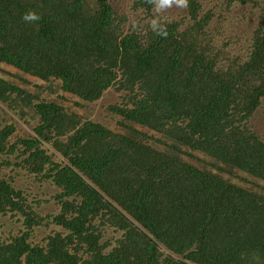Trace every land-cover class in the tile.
<instances>
[{
    "label": "trees",
    "instance_id": "1",
    "mask_svg": "<svg viewBox=\"0 0 264 264\" xmlns=\"http://www.w3.org/2000/svg\"><path fill=\"white\" fill-rule=\"evenodd\" d=\"M133 3L0 0V264H264V0Z\"/></svg>",
    "mask_w": 264,
    "mask_h": 264
},
{
    "label": "rangeland",
    "instance_id": "2",
    "mask_svg": "<svg viewBox=\"0 0 264 264\" xmlns=\"http://www.w3.org/2000/svg\"><path fill=\"white\" fill-rule=\"evenodd\" d=\"M110 4L116 8L119 12L127 10H130V6L132 4H134V0H109ZM155 6L158 7L159 9L162 10V13H166L168 16H173L174 18L181 16L182 14H184L186 12V6L181 7L178 6V4L175 2V0H170L169 5L167 6H160V0H155ZM138 11L141 13L142 9H138ZM135 11L134 12H138ZM135 14V13H133ZM232 25L234 26L235 29V34H240L241 30H243L240 25L238 24L239 22L235 21L232 19ZM117 99V94L112 91L111 89H108L106 95L101 98L100 100H98L95 103L89 104L88 105V109L90 110V112L92 113V117L95 118L98 121H101L105 124L108 125H113L114 121L111 120V115H107V112L105 110V106L112 102L113 100ZM4 111H5V115L9 118L10 115L13 116L12 111L9 109H6L4 106ZM251 124L252 126L257 129L259 132L264 133V105L257 110L256 114L254 115V117L251 120ZM19 175H21L17 180L16 184L19 186H22L24 188H26L25 190L32 192L33 196L34 194H36L34 196V198H39V199H44V198H48L50 195L54 194L56 192V187L53 184H50V182L45 181L42 184H40L39 182L35 183L34 179L32 177H29L26 179L25 175H24V171H20ZM28 181V184H30L29 182L32 183V185L30 184V186L27 188V186H25L24 182ZM41 207H37V211L44 215L47 212H54L55 209H57L55 204L52 203H41ZM44 205L47 208H43ZM0 223H2V230L4 232L10 231L12 230L13 233L18 234L20 228L22 227V220L21 217L19 216V218L15 219V218H10L9 215L6 216H2L0 215ZM54 225H50L49 227H45L43 226L42 228H37V234L34 235L33 240L36 241H40L47 233H49L52 230V227ZM113 234V232H112ZM114 235V234H113Z\"/></svg>",
    "mask_w": 264,
    "mask_h": 264
},
{
    "label": "clouds",
    "instance_id": "3",
    "mask_svg": "<svg viewBox=\"0 0 264 264\" xmlns=\"http://www.w3.org/2000/svg\"><path fill=\"white\" fill-rule=\"evenodd\" d=\"M175 2L178 4V6H181V7H184L187 4V0H175ZM169 3H170V0H160L161 7L169 5ZM25 19H36V17L34 15H28L25 17ZM154 27H155V24H154ZM158 34L161 36L166 35V33L163 30H159Z\"/></svg>",
    "mask_w": 264,
    "mask_h": 264
}]
</instances>
